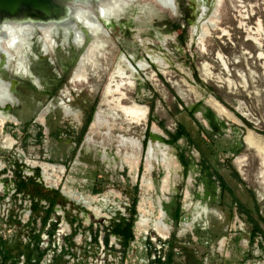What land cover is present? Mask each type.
Here are the masks:
<instances>
[{"label": "rangeland", "instance_id": "rangeland-1", "mask_svg": "<svg viewBox=\"0 0 264 264\" xmlns=\"http://www.w3.org/2000/svg\"><path fill=\"white\" fill-rule=\"evenodd\" d=\"M136 4L117 20L104 23L110 37L100 41L102 51L96 56L95 66H86L84 82L68 83L72 66L66 65L60 52L57 56L40 57L36 64L28 63L24 74L17 71L16 65L12 71L18 74H4L20 105L9 111L18 125L6 124L5 133L4 127L0 132V238L8 245L21 241L32 248L35 237L40 236L39 250L35 252L36 259L41 260L39 264H62L59 255L66 264H96L102 247L90 244L94 231L101 230L103 236L99 226H108L121 217L128 219L129 207L136 196L135 224L137 213L153 222L164 206L167 217L164 215L163 222L170 227V236L163 240L152 226L142 231L134 225V241L125 252L114 237L109 239L112 249H105V264H149L157 255L166 261L169 247L159 241L168 242L173 235L174 264H264L263 236L250 244L252 224L248 223L249 218L257 221L264 234V152L262 160L244 141L248 131L264 138V0H174V10L154 7L143 10L140 2ZM121 56L129 59L136 71L131 74L125 68L134 86L120 90L128 99L123 105L133 101L148 110L146 121L141 124H124L121 114H114L117 125L114 132L140 143L147 132L154 137L149 144H163L169 140L168 133H175L176 127L183 125L192 140L191 143L181 139L175 146L164 143L167 154L178 164L177 180L172 181L164 194L160 193L165 175L162 167L153 163V170L145 171L147 148L135 170L124 167L120 170L117 167L121 158L116 157L113 146L86 152L81 147L83 138L74 143L89 114L93 115L98 108L107 117L111 113L106 110L110 104L101 107L102 96ZM141 64H146L147 70L142 71ZM195 75L201 84L196 82ZM63 79L60 89L68 92V99L62 101L69 109L81 111L83 120L78 125L73 117H64L56 111L46 117V123L44 118L40 126L36 120L49 104L50 93L55 92ZM114 80L117 82L119 78L115 75ZM55 93L58 95V90ZM210 97L233 118L218 116L206 102ZM107 100L111 102V98ZM151 104H154L152 113ZM210 113L218 131L210 126ZM7 135L14 142L10 150L3 148ZM56 136L63 141L60 143ZM67 139L70 142L66 144ZM180 154L188 161L186 174L179 161ZM239 158H243L241 168L235 165ZM28 161L64 166L65 173L54 174L46 183L41 169L31 167ZM138 171L136 181L133 173ZM18 175L25 182L34 181L43 195L59 193L62 187L84 199L97 198L93 206L100 214L90 210L78 213L74 209L78 206L60 195L65 203L56 205L42 230V210L48 204L36 199L43 209L33 214V187L18 194ZM143 177L150 180L151 188L144 187ZM218 177L239 206L232 204L229 192L222 194ZM53 185L58 190H53ZM95 188L102 190L100 195L92 194ZM240 206L245 213L238 212ZM177 207L181 218L176 225L172 215ZM231 209L233 216L228 219ZM52 229L54 233L50 236L48 232ZM147 240L156 250L151 255L145 246ZM69 242L74 245L70 247ZM22 248L13 255L17 256ZM43 251L46 255L41 259ZM14 263L25 264L24 258L7 262Z\"/></svg>", "mask_w": 264, "mask_h": 264}, {"label": "bare ground", "instance_id": "bare-ground-1", "mask_svg": "<svg viewBox=\"0 0 264 264\" xmlns=\"http://www.w3.org/2000/svg\"><path fill=\"white\" fill-rule=\"evenodd\" d=\"M137 2H140V6L143 7V10L146 7L152 9L154 7L158 10L175 9L174 0H54L55 5L59 6L60 9L66 8V10L70 11L67 18L64 16H55L51 9L39 12L21 7L15 12L0 11V109H2V111L0 110V132L6 124L12 123L15 126L18 125L17 120L12 117L11 114L3 110L6 107L11 109L20 105V102L15 97V92L10 82L4 79V74L15 75L18 74L17 71H22V74H24L23 71L28 70L27 64H36L40 57L47 58L48 55L57 56L58 52L61 53L63 51L68 53L72 45L75 46L83 40L85 41V37L82 33L83 30L85 31L82 27V24H84L93 36L78 66L74 70L71 84L84 82L87 78L86 66H95L97 62L96 56L102 51L100 41L110 37V32L104 23L113 19L117 20L119 17L126 14L127 10ZM217 2L219 4V1ZM123 64L126 66H123ZM14 66L15 68L17 67L15 73L12 71L14 70L12 69ZM139 67L142 71L147 70L146 64H141ZM125 68H129L131 74L136 73L131 67L130 60L121 56L117 67L114 68V74L110 77L105 87L102 103H104L105 106L110 104V106L106 107V110L111 112L109 117L114 116L116 113H120L124 124H141L146 121L148 109L137 105L133 101H130L129 105H123L124 101L128 99L120 90L129 88L128 86L133 85L129 82V78L125 74ZM115 75L119 78L117 82L114 80ZM37 82L38 80L36 79L34 85L35 83L37 84ZM67 95L68 93H64V96L60 97L61 99H57L56 102H50L43 108L38 116L37 122L42 124L44 118L56 109H60L65 117H73L79 121L80 117L77 115L76 111L69 109L63 104L62 98H67ZM109 98H111V102L107 100ZM206 102L218 116L227 120L233 118L232 114L226 111L225 108L212 97L207 99ZM110 121L105 113H96L89 131L92 136L87 135L84 148L86 151L92 150V148L107 150L110 146H114L116 154L121 158L119 160L120 166L116 165L118 166L117 168L122 170L124 167L135 170L143 153L141 143L134 138L125 137L121 134L112 137L113 134L111 135L110 132L115 127V124H111ZM103 129L106 131H102ZM95 136L99 138H94ZM244 141L247 147L257 152V155L263 160L264 138L248 131ZM13 146L14 142L10 136H5L3 138V148L10 150ZM166 147L167 146L159 142L150 143L147 147L144 159L145 171L147 173L153 170V163L161 166L164 170L165 175L160 182V193L162 194L168 191L172 181L174 183L177 180L176 175L178 171V164L173 157L167 154ZM103 159H105L104 154ZM242 162L243 158L237 159L235 161L236 167L241 168ZM27 164L31 167H39L42 171L43 180L46 183L51 181L54 174L61 176L65 173V169L61 166L37 164L29 161ZM113 166H115V164ZM143 185L145 188L152 187L150 180L148 178L146 179V177H143ZM51 188L56 187L53 185ZM62 194L65 198H70V200L76 204H81V206L84 205L87 210L93 211L95 214H100V210L93 206L97 198L87 196L86 199H84L78 193L68 190L67 188L62 189ZM143 205L144 204L141 202V206ZM142 212H145V210L142 209ZM164 217V213L160 210L159 217L151 222L150 217H144V215L141 214L136 223V227L139 228V230L146 231L152 226V230L160 238L166 240L170 236V227L163 222Z\"/></svg>", "mask_w": 264, "mask_h": 264}, {"label": "trees", "instance_id": "trees-1", "mask_svg": "<svg viewBox=\"0 0 264 264\" xmlns=\"http://www.w3.org/2000/svg\"><path fill=\"white\" fill-rule=\"evenodd\" d=\"M196 82L198 84H201V82L198 81L196 75H195ZM213 91V90H212ZM150 112H153L154 104H151L150 106ZM186 110V109H185ZM209 120H210V126L214 131H218V126L217 123L215 122V119L213 115L210 113L209 115ZM90 120V119H89ZM169 140L163 141V143L170 145V146H175L177 142L181 139L187 140V142H191L192 140L190 138L189 133L187 132L185 126L183 125H178L176 127L175 133L171 134L168 133ZM152 138H154L152 136ZM179 161L181 165L184 167L185 174L188 169V161L184 158L183 154L179 155ZM19 179V183L17 184V192L23 193L28 190L29 186L33 187V194L31 195L32 199V206H31V211L33 214H36L39 212V210L43 209V207L40 206L39 202L40 201H45L48 204V208L46 210H42L44 213L43 219H42V230L47 226L48 221L50 220V217L54 213V209L58 203H65V200L61 198L60 194L57 191H53L47 195H43L40 191L37 190H42L40 187L34 182V181H29L25 182L24 180L21 179V176H17ZM218 180L220 182V189L222 190V194L224 192H229V194L232 196V204L238 205V200L234 198L232 192L228 189L227 185L223 182V180L218 177ZM39 188V189H37ZM100 191H95V193H99ZM39 199V202H36L35 200ZM137 197L135 196L132 199V204L129 208V218H119L116 220H113L110 222V225L108 227L103 228V231L105 233V238H104V244L105 246H108L109 244V236H116L119 239V244L121 246L122 252H125V250L129 247V244L134 240V235H133V226L135 222V215H136V205H137ZM239 213H245L243 211L242 206L238 209ZM233 216L232 214V209L230 210L228 214V219H231ZM180 218V209L177 207L176 212L172 215V219L174 220L175 224L177 225L178 221ZM118 220V221H117ZM248 223L252 224V228L250 231V239L249 242L250 244H253L255 239L257 237H262L264 240V234L262 230L259 227V224L257 221L249 218ZM98 232V231H97ZM54 233V230L52 229L51 232H48L50 236H52ZM97 235L96 233L93 236L92 239V244L97 245ZM35 245L31 248L30 244L28 245H23L21 241L16 242L14 245L12 244H7L5 240H2L0 238V258H1V263L2 264H7V262L14 260L15 258L18 257H23L25 264H39L40 259H36L35 252L39 250V242H40V236L35 237ZM163 246L167 245L169 247V252L166 255V261H162L161 257L156 258L153 261H151L149 264H174V249H175V235L172 236L171 240L168 242H161L159 241ZM74 243L69 242V246L72 247ZM23 246V250L17 255H13V252L16 250H19ZM146 249L148 250V255H151L152 253H155L156 250L154 248V245L150 241L145 242ZM46 255V251L41 252V259ZM62 256L59 255V260H61L62 264H66V261H63ZM15 264V263H14Z\"/></svg>", "mask_w": 264, "mask_h": 264}, {"label": "flooded vegetation", "instance_id": "flooded-vegetation-1", "mask_svg": "<svg viewBox=\"0 0 264 264\" xmlns=\"http://www.w3.org/2000/svg\"><path fill=\"white\" fill-rule=\"evenodd\" d=\"M65 17V16H64ZM67 18V17H66ZM69 18V17H68ZM77 21V20H76ZM79 22V21H78ZM82 27L85 29V31L83 30V35H84V39H85V41L83 40L82 42H80V43H78L77 45H72L71 46V48H69V50H68V53L66 52V51H63V52H61V56H64V60H66V61H64L65 63H67L66 65H71L72 67H71V70H70V75L68 76V83L69 84H71V80H72V77H73V74H74V70H75V68L78 66V64H79V62H80V60H81V57H82V55H83V53L86 51V49H87V47H88V45L90 44V41H91V37L93 36L90 32H89V29L87 28V27H85L84 26V24H82ZM63 54V55H62ZM62 61V60H61ZM64 81V79L61 81V83H60V86L58 87V88H56V90H55V92L58 90V95H56V93L55 92H52V93H50V96H51V99H50V101L48 102V103H50V102H53V101H55L56 102V100L57 99H61L60 97L61 96H64V93H65V91L63 92L62 91V89H60L61 88V85L64 83L63 82ZM12 86V85H11ZM13 87V86H12ZM105 90V89H104ZM68 93V92H67ZM104 94V93H103ZM16 97V96H15ZM66 99H68V97L66 98ZM102 99H103V96H102ZM64 104V103H63ZM105 106V104L104 103H101V107H103V106ZM46 107V106H45ZM44 108V107H43ZM12 109V108H11ZM1 111H2V109H0ZM43 110V109H42ZM101 110V108H98V109H96V111L93 113V115H91V114H89V116L86 118V121H85V126H84V128H81L80 129V135H78V139L76 138L75 140H74V143H78L79 141H81V139L83 138V140H82V144H81V147H84V142H85V139L87 138V135H89V136H92L91 135V133L89 132L90 131V127H91V124L93 123V121H94V115L97 113V112H99ZM4 112H8L9 113V111H10V109H9V107H6L4 110H3ZM56 111H60L61 112V114L63 115V113H62V111L60 110V109H56L54 112H52V113H49V115H51V114H53V113H55ZM74 111H76V113H77V115L80 117L79 119H80V122H78V120H74L78 125H80L81 124V122H82V120H83V116L81 115L82 113H81V111H79V110H74ZM150 111V110H149ZM49 115H47L46 117H48ZM64 116V115H63ZM46 117H45V122L44 123H46ZM65 117V116H64ZM70 118H72V117H70ZM90 119V120H89ZM108 120L110 121V120H113V121H110L111 122V124L112 123H114L115 124V122H116V118H115V116H112V117H109L108 116ZM119 120V119H118ZM115 121V122H114ZM36 123L37 124H39L40 126H43V125H41L40 123H38L37 122V120H36ZM12 124V123H11ZM14 125V124H13ZM6 126V125H5ZM117 128V125L115 124V127L113 128V133H111L110 132V134L112 135V137H114L115 135H117V133H115L114 131H116V130H114V129H116ZM3 131H4V133H5V127H4V129H3ZM102 131H106L105 129H103ZM117 132V131H116ZM89 133V134H88ZM67 135L66 136H68L69 134H70V132L69 133H66ZM26 136H29V133H27L26 134ZM38 136H40V137H37V138H41V135H38ZM59 136H56V138H58ZM95 138H99V137H96L95 136ZM96 139V140H97ZM151 139H153L152 138V135H151V133H147L146 132V136H145V140L143 141V142H141V145H142V150H143V153H144V150L147 148V145L149 144V142H151L152 140ZM60 143L63 141V139L61 138V137H59V140H58ZM66 144L67 143H69L70 142V140H65L64 141ZM37 143V142H36ZM164 144V143H163ZM166 145V144H165ZM114 147V146H113ZM85 151H86V149H84ZM114 150H115V147H114ZM86 152H88V151H86ZM115 152H116V150H115ZM116 155V157L118 156L117 154H115ZM118 158V157H117ZM142 158H143V155H142ZM64 167V166H63ZM40 173H41V171H40ZM139 175V171H138V174L137 173H133V179H135L136 181H137V178L139 177L138 176ZM42 176V175H41ZM135 182V181H134ZM53 190H58V189H54L53 188ZM93 191H92V194H94V195H100L101 194V192H102V190L101 189H99V188H95V189H92ZM141 190V189H140ZM60 191H62V187H60V190H59V194L61 195V193H60ZM95 191H100L99 193H95ZM136 193H137V188L135 187V195H136ZM62 196V195H61ZM67 199V198H66ZM69 200V199H68ZM70 201V200H69ZM75 206H78V207H74V205H73V207H74V209L78 212V213H84V212H86V207L84 206V205H82L81 206V204H76L75 202H73V201H71ZM132 204V203H131ZM130 208V207H129ZM165 207L164 206H161V209L163 210V212H165L166 210L164 209ZM165 214H166V217H167V213L165 212ZM138 216H139V213H137V220H138ZM128 218H129V214H128ZM180 218H181V216H180ZM180 218H179V221H180ZM135 220H136V215H135ZM174 221V220H173ZM134 225H135V222H134Z\"/></svg>", "mask_w": 264, "mask_h": 264}, {"label": "water", "instance_id": "water-1", "mask_svg": "<svg viewBox=\"0 0 264 264\" xmlns=\"http://www.w3.org/2000/svg\"><path fill=\"white\" fill-rule=\"evenodd\" d=\"M21 7L33 9L39 12H43L47 9H51V11L54 13L55 16L56 15L58 17L65 16V18L68 16L70 12L69 10H66V8L60 9L59 6L55 5L54 0H0V11L15 12ZM95 115H94V118H95ZM41 175H42V172H41ZM60 193L65 198V196L62 194V191H60ZM164 215L166 216L165 212H164Z\"/></svg>", "mask_w": 264, "mask_h": 264}, {"label": "built area", "instance_id": "built-area-1", "mask_svg": "<svg viewBox=\"0 0 264 264\" xmlns=\"http://www.w3.org/2000/svg\"><path fill=\"white\" fill-rule=\"evenodd\" d=\"M88 211V210H87ZM90 212V211H89ZM92 214V213H91ZM94 218H97L96 216H94V215H92ZM122 218V217H121ZM118 221V220H117ZM110 225V224H109ZM108 225V226H109ZM108 226H99L100 228H102V231H103V228H105V227H108ZM90 229H91V227H90ZM97 230V229H96ZM94 231V234H93V236L96 234V233H98L97 231ZM101 231V230H100ZM99 231V233H98V235H97V245L98 244H100L101 245V247H102V255H101V258L100 259H95V261H94V263L96 262V264H105V257H106V254L107 253H105V249H108V248H110V249H112V246H110L109 247V244H108V246H105V244H104V238H105V233H104V231H103V236H101L100 234L102 233V232H100ZM93 232V231H92ZM100 235V236H99ZM93 236H92V238H91V242H90V244H92V239H93ZM111 237H114L115 238V240H117L118 242H119V239L116 237V236H112V235H110L109 236V239L111 238ZM70 240V239H69ZM110 241V240H109ZM134 241V240H133ZM132 241V242H133ZM131 244V243H130ZM129 244V245H130ZM153 244V243H152ZM92 245H94V244H92ZM108 247V248H107ZM121 249V248H120ZM63 253H65V252H63ZM66 254V253H65ZM69 254V253H68ZM161 257V260L162 261H164L162 258V256H160V255H157V257H155L154 259H156V258H160ZM153 259V260H154ZM92 260V259H91ZM90 264H92V263H90Z\"/></svg>", "mask_w": 264, "mask_h": 264}]
</instances>
